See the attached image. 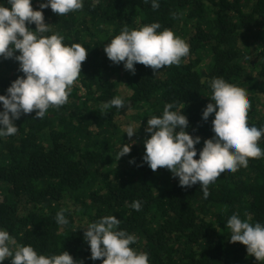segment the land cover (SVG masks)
Listing matches in <instances>:
<instances>
[{
  "label": "trees",
  "instance_id": "obj_1",
  "mask_svg": "<svg viewBox=\"0 0 264 264\" xmlns=\"http://www.w3.org/2000/svg\"><path fill=\"white\" fill-rule=\"evenodd\" d=\"M46 2L32 0L33 9ZM158 3L153 10L151 0H85L81 10L64 16L43 9L51 28L46 35L58 33L65 44L79 43L88 55L65 105L50 108L43 119L35 118V111L22 115L15 121L17 134L0 138V228L39 254L67 251L84 264H103L90 259L84 229L115 215L120 228L136 236L131 247L149 254V264H259L246 246L230 242L226 225L233 214L264 224V158L222 173L204 198L199 184L181 187L170 170L153 171L143 156L151 135L145 131L148 118L175 103L189 120L186 131L201 138L199 159L204 141L215 135V113L202 118L212 102L213 77L242 88L250 101L249 125L264 126V0ZM153 22L190 46L179 65L155 73L137 63L133 74L123 62L107 58L105 44L125 26L131 30ZM27 27L36 30L35 24ZM255 29L259 36L253 41ZM23 75L14 58L0 59V95ZM117 95L124 107L101 110ZM131 112L141 120L138 138H129L119 123ZM123 144L131 152L118 161ZM259 145L264 149V137ZM136 200L140 211L130 207ZM61 209L68 220L64 226L55 221Z\"/></svg>",
  "mask_w": 264,
  "mask_h": 264
},
{
  "label": "clouds",
  "instance_id": "obj_2",
  "mask_svg": "<svg viewBox=\"0 0 264 264\" xmlns=\"http://www.w3.org/2000/svg\"><path fill=\"white\" fill-rule=\"evenodd\" d=\"M85 0H47L34 10L32 0H7L0 3V59H15L24 75L14 80L5 95H0L3 111H0V138L10 137L19 131L15 124L22 115L35 111V118L43 119L52 107L59 108L68 102L72 86L81 75L82 63L88 50L79 43L67 45L58 33L45 23L43 9L59 16L76 12L84 7ZM98 2V0H97ZM149 0H145L148 3ZM153 10L159 8L158 0H151ZM35 24L33 31L27 25ZM158 22L136 29L125 26L118 35L104 46L107 58L114 64H124L125 70L135 74L137 63L149 66L155 73L167 66L179 65L190 54V46L181 37ZM19 52V55L16 53ZM211 95L202 118L212 120L214 136L204 141L197 157L195 138L186 131L189 120L175 103H166L162 115L151 116L145 131L150 138L144 141V162L156 171L167 168L173 177L179 178L181 187L200 185L204 198L209 195V186L222 173H235L247 168L250 159L264 158V149L259 141L264 137V126L248 123L250 101L245 91L223 77H213ZM125 100L117 95L101 106V110L124 107ZM175 109V110H173ZM129 110H131L129 108ZM129 138L137 133L135 125H122ZM131 152V146H120L118 161ZM130 207L140 211L142 204L133 201ZM66 209L55 216L59 226L68 224ZM121 220L115 215H106L91 222L84 229V239L90 247L93 261L103 264H149V254L139 252L131 245L136 236L120 228ZM230 242L246 246L247 253L264 264V224L250 223L233 214L227 220ZM6 259L11 264H84L75 260L67 251L60 254H39L31 245L18 244L15 237L0 228V264Z\"/></svg>",
  "mask_w": 264,
  "mask_h": 264
},
{
  "label": "rangeland",
  "instance_id": "obj_3",
  "mask_svg": "<svg viewBox=\"0 0 264 264\" xmlns=\"http://www.w3.org/2000/svg\"><path fill=\"white\" fill-rule=\"evenodd\" d=\"M259 34V31H258V29H255V32H254V38L252 37V40L254 41L256 38H258V35ZM250 63H252V61L250 60L249 62H247L246 63V65L248 66V65H251ZM122 88H124V86L122 85L121 86V91H123L124 89H122ZM121 94L122 95H125V92H121ZM120 122V125H121V127H122V125H127L128 123H133L134 125H135V128H136V130L138 131V129L140 128V126H141V120L139 119V115L136 113V112H131V113H129L128 114V117H122V118H120V120H119ZM122 129V128H121ZM123 131V130H122ZM133 136H135L136 138H138V134L136 133V134H134Z\"/></svg>",
  "mask_w": 264,
  "mask_h": 264
}]
</instances>
